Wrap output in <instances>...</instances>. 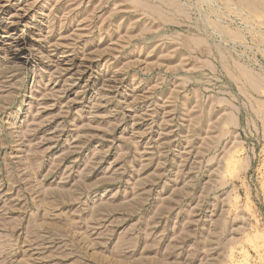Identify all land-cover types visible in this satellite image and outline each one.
I'll use <instances>...</instances> for the list:
<instances>
[{
    "label": "rangeland",
    "instance_id": "rangeland-1",
    "mask_svg": "<svg viewBox=\"0 0 264 264\" xmlns=\"http://www.w3.org/2000/svg\"><path fill=\"white\" fill-rule=\"evenodd\" d=\"M0 264H264V0H0Z\"/></svg>",
    "mask_w": 264,
    "mask_h": 264
}]
</instances>
